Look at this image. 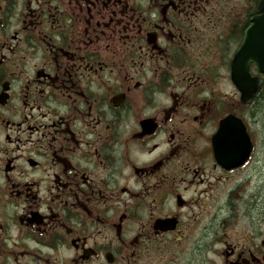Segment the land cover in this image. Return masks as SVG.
I'll list each match as a JSON object with an SVG mask.
<instances>
[{"label":"flooded vegetation","instance_id":"af4514ba","mask_svg":"<svg viewBox=\"0 0 264 264\" xmlns=\"http://www.w3.org/2000/svg\"><path fill=\"white\" fill-rule=\"evenodd\" d=\"M0 264H264V0H0Z\"/></svg>","mask_w":264,"mask_h":264}]
</instances>
